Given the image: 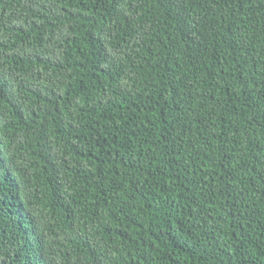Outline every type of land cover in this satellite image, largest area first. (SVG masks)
I'll return each mask as SVG.
<instances>
[{
    "label": "trees",
    "instance_id": "16d2710c",
    "mask_svg": "<svg viewBox=\"0 0 264 264\" xmlns=\"http://www.w3.org/2000/svg\"><path fill=\"white\" fill-rule=\"evenodd\" d=\"M0 264H264V0H0Z\"/></svg>",
    "mask_w": 264,
    "mask_h": 264
}]
</instances>
